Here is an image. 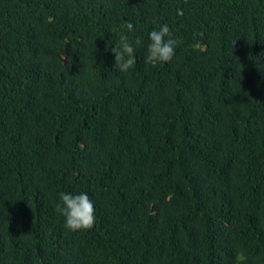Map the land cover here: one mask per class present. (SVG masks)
<instances>
[{
  "label": "trees",
  "instance_id": "obj_1",
  "mask_svg": "<svg viewBox=\"0 0 264 264\" xmlns=\"http://www.w3.org/2000/svg\"><path fill=\"white\" fill-rule=\"evenodd\" d=\"M0 264H264V0H0Z\"/></svg>",
  "mask_w": 264,
  "mask_h": 264
},
{
  "label": "clouds",
  "instance_id": "obj_2",
  "mask_svg": "<svg viewBox=\"0 0 264 264\" xmlns=\"http://www.w3.org/2000/svg\"><path fill=\"white\" fill-rule=\"evenodd\" d=\"M178 14H182V12L178 10ZM123 27L129 32L133 31L131 22L126 23ZM149 40L145 63L155 66L158 62H169L173 59L178 41L173 38L167 24H164L159 30H152L149 33ZM111 51L115 56L116 68L120 72L127 73L134 67L136 63L135 49L129 42L127 35L121 34L119 43ZM59 197L60 203L56 205V211L64 218L66 229L76 232L93 228L95 205L87 193L61 192Z\"/></svg>",
  "mask_w": 264,
  "mask_h": 264
}]
</instances>
